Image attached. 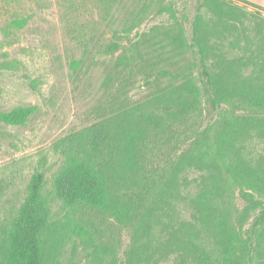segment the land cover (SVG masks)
<instances>
[{
    "label": "trees",
    "instance_id": "16d2710c",
    "mask_svg": "<svg viewBox=\"0 0 264 264\" xmlns=\"http://www.w3.org/2000/svg\"><path fill=\"white\" fill-rule=\"evenodd\" d=\"M195 4L183 45L195 73L160 69L167 82L145 107L112 103L52 181L53 197L66 207L135 227L124 264H264V169L243 151L252 126L242 132L264 114V16L233 0ZM173 41L182 45L180 35ZM119 47L111 42L106 50ZM34 109L12 108L0 121L21 125ZM43 183L42 171L31 175L0 264H44L41 235L51 223ZM231 187L241 208L229 199Z\"/></svg>",
    "mask_w": 264,
    "mask_h": 264
},
{
    "label": "rangeland",
    "instance_id": "374dc122",
    "mask_svg": "<svg viewBox=\"0 0 264 264\" xmlns=\"http://www.w3.org/2000/svg\"><path fill=\"white\" fill-rule=\"evenodd\" d=\"M233 1L264 16V0ZM195 2L0 0V113L35 108L21 125L0 121V250L31 175L42 171L51 223L41 235L43 263L124 264L135 227L100 210L66 207L53 197L52 181L65 155L84 144L87 128L108 115L112 103L126 99L145 107L157 86L167 82L160 69L195 73L184 52ZM177 35L182 45L173 41ZM111 42L120 44L114 52L106 50ZM117 60L125 68L116 66ZM256 118L257 123L242 126V132L252 126L254 134L243 151L264 169V114ZM229 199L237 208L244 205L237 188L231 187Z\"/></svg>",
    "mask_w": 264,
    "mask_h": 264
}]
</instances>
